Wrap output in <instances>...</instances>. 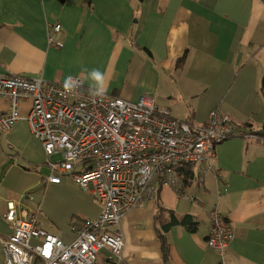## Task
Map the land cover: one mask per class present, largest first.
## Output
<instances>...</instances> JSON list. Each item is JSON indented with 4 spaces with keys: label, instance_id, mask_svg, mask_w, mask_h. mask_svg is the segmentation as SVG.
I'll return each mask as SVG.
<instances>
[{
    "label": "crops",
    "instance_id": "1",
    "mask_svg": "<svg viewBox=\"0 0 264 264\" xmlns=\"http://www.w3.org/2000/svg\"><path fill=\"white\" fill-rule=\"evenodd\" d=\"M57 22L62 46L48 43ZM85 68L106 73L109 94H150L172 116L197 123L219 106L236 126L257 132L264 126V0H0V73L62 82ZM8 107L0 96V114ZM29 107L21 102L20 116ZM49 158L56 159L23 117L0 126V236L13 231L5 219L10 202L17 217L35 213L65 243L75 237L74 221L100 212L90 188L65 175L45 180ZM209 163L192 165L197 180L183 182L202 202L160 185L155 198L121 216V258L102 248L95 264H264V139L234 134ZM41 186L34 208L27 194ZM215 206L234 225L222 256L206 243ZM183 214L194 231L167 224Z\"/></svg>",
    "mask_w": 264,
    "mask_h": 264
},
{
    "label": "built area",
    "instance_id": "2",
    "mask_svg": "<svg viewBox=\"0 0 264 264\" xmlns=\"http://www.w3.org/2000/svg\"><path fill=\"white\" fill-rule=\"evenodd\" d=\"M60 28V23L54 24L50 45H63L55 38ZM63 82L0 73V96L9 99L0 126L8 128L23 117L46 155L56 158H49L45 180L60 183L63 175L68 176L80 187L90 188L101 209L96 216L74 221L75 237L65 243L45 230L35 213L17 217L10 202L5 219L13 231L0 236L3 264H95L102 248L112 256L120 254L123 214L155 198L162 184L173 188L177 197L202 202L195 191H184L178 167H210V156L220 142L244 134L219 106L197 123L172 116L150 94L128 100L106 92L98 99L90 96L83 79L76 94L65 92ZM26 100L30 107L20 116V104ZM209 215L206 243L222 256L234 236V225L216 206ZM112 225L116 227L110 229Z\"/></svg>",
    "mask_w": 264,
    "mask_h": 264
},
{
    "label": "clouds",
    "instance_id": "3",
    "mask_svg": "<svg viewBox=\"0 0 264 264\" xmlns=\"http://www.w3.org/2000/svg\"><path fill=\"white\" fill-rule=\"evenodd\" d=\"M81 78H76L71 75L67 76L63 82L65 92L69 94H76V91L81 86V81L87 80L89 82V94L93 98L103 99L107 90V75L99 68H92L91 70L83 69Z\"/></svg>",
    "mask_w": 264,
    "mask_h": 264
},
{
    "label": "trees",
    "instance_id": "4",
    "mask_svg": "<svg viewBox=\"0 0 264 264\" xmlns=\"http://www.w3.org/2000/svg\"><path fill=\"white\" fill-rule=\"evenodd\" d=\"M138 1H140V0H138ZM184 54L185 53H183L179 59H182L184 57ZM254 133L264 139V126L260 130H258L257 132L254 131ZM178 172H179V175L182 179V182H184L185 185L192 184L194 179L197 180V177H195L193 175L192 165H190V164H184V165L179 166ZM172 223L185 224L187 226V228L191 231H194L196 228L195 223L192 221L191 216L189 214H183L179 217L171 215V218L168 219L167 224L170 225ZM163 250L166 254L167 246H166L165 242L163 244Z\"/></svg>",
    "mask_w": 264,
    "mask_h": 264
},
{
    "label": "rangeland",
    "instance_id": "5",
    "mask_svg": "<svg viewBox=\"0 0 264 264\" xmlns=\"http://www.w3.org/2000/svg\"><path fill=\"white\" fill-rule=\"evenodd\" d=\"M233 122V121H232ZM235 124V123H234ZM236 125V124H235ZM237 129L238 130H242L241 128H239L238 126H237ZM243 132H244V134H242V135H256L254 132H251V130H250V132L248 133V132H245L244 130H242ZM236 134H239V133H236ZM235 134V135H236ZM239 135H241V134H239ZM27 195H29V196H31L32 198H34L33 200H34V203H33V207L34 208H36L37 207V203H39L40 202V200H41V197H42V186L39 188V190H38V192L36 193V192H34L33 194H31V193H28Z\"/></svg>",
    "mask_w": 264,
    "mask_h": 264
},
{
    "label": "bare ground",
    "instance_id": "6",
    "mask_svg": "<svg viewBox=\"0 0 264 264\" xmlns=\"http://www.w3.org/2000/svg\"><path fill=\"white\" fill-rule=\"evenodd\" d=\"M121 254H122V253L116 255L115 257H116V258H121Z\"/></svg>",
    "mask_w": 264,
    "mask_h": 264
}]
</instances>
